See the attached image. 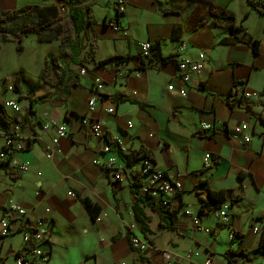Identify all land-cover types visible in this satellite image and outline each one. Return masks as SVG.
Returning <instances> with one entry per match:
<instances>
[{
	"label": "crops",
	"instance_id": "1",
	"mask_svg": "<svg viewBox=\"0 0 264 264\" xmlns=\"http://www.w3.org/2000/svg\"><path fill=\"white\" fill-rule=\"evenodd\" d=\"M115 2L83 0L80 5L92 22L85 34L89 45L86 48L84 44L80 54L85 52L80 71L85 69L86 74L79 71L73 83L68 75L61 93V89L53 90L48 100L36 94L29 101L28 112L13 116L17 121L9 130L22 134L24 149L0 161V217L6 214L7 201L13 199L30 219H46L49 238L40 247L50 254L47 264L53 262L58 241L59 205L81 211L85 219L82 231L92 233L86 238L88 249L80 257L81 264H165L161 252L173 255L171 264H205L207 260L228 264L225 254L229 249L255 251L264 232V16L251 8L248 0H127L126 11L120 15ZM42 3L0 0V14L27 5L43 8ZM211 8L236 16L234 35L243 43L232 41L224 23L213 25ZM255 19L261 23L260 34L252 29ZM114 22L128 35L115 32L111 27ZM254 41L260 42L257 54ZM141 42H150L154 48L144 63L138 59ZM201 53L205 55L204 69L184 83L178 60L184 55L196 60ZM110 58L114 60L100 65ZM163 58L168 60L163 62ZM120 72L124 77L118 76ZM96 78L104 82V89L89 117L104 124L108 137L122 140L125 154L147 150L156 168L183 186L182 197L168 209L169 228L162 226L156 211L141 204L137 207L147 218L146 233L135 217L130 186L131 172L138 163L126 168L127 178L121 182L94 164L104 160L102 146L82 127L81 117L95 96ZM234 87L241 107L227 102ZM181 90L186 91L185 97L179 94ZM244 93L254 96L244 99ZM109 109L114 113L108 114ZM51 121L66 125L69 137L60 140L59 153L49 158L48 147L56 133L54 128L44 131L43 126ZM204 123L214 125L215 132L204 133ZM241 124L249 127V143L233 136V129ZM3 149L1 134L0 151ZM207 153L216 162L211 171L204 170ZM27 162L29 171L20 173V165ZM218 191L226 192L223 206H230L228 224L216 222L213 213L218 209L199 214L202 200ZM70 192L76 198L70 197ZM239 195L241 200L232 203ZM85 198L106 213L102 224L87 214L81 203ZM45 209H50V214L46 215ZM188 209L199 215L211 234L195 230L185 215ZM256 224L261 228L259 234L253 232ZM232 233L242 239L233 241ZM135 237L148 242L150 249L145 253L134 250L131 239ZM23 248L18 230L0 237V264H16ZM190 253L199 256L187 259ZM245 264H264V257Z\"/></svg>",
	"mask_w": 264,
	"mask_h": 264
},
{
	"label": "built area",
	"instance_id": "2",
	"mask_svg": "<svg viewBox=\"0 0 264 264\" xmlns=\"http://www.w3.org/2000/svg\"><path fill=\"white\" fill-rule=\"evenodd\" d=\"M115 5L118 9V13H124L128 5L127 0H116ZM64 12L66 7L61 8ZM115 32H121L125 36L128 35V31L121 29L116 22L111 25ZM184 48V47H183ZM139 60L141 63L147 61L152 52L153 44L150 42H141L139 44ZM205 67V55L199 54L195 60L191 56L184 55L177 62V69L179 75L184 83L190 81L192 74L200 73ZM81 75H85V69L80 71ZM124 73L120 72L119 77H124ZM95 84V96L92 97L88 103L87 114L81 117V125L86 129L90 136L101 143V154L104 156L102 161H94V164L98 165L105 171H109L112 174L113 179L116 182L126 180V168L124 162L119 157V153H125L126 149L119 137H108L104 129V124L101 121L92 120L89 115L96 109L97 102L99 100V94L103 93L104 82L96 78ZM12 90V88H9ZM179 94L183 97L186 96V91L181 90ZM254 95L250 93H244L242 98L250 99ZM4 110L7 113H11L12 116L19 115L21 107L14 100H7L2 103ZM108 114H113L114 110L109 109ZM129 127H132L131 123ZM51 128L55 129V137L48 147L47 155L52 158L55 154L59 153L60 140L69 137V131L66 125H58L54 121L43 126L44 131H48ZM201 130L206 133H214L215 126L210 124H202ZM249 127L247 124H241L233 129V136L235 138H242L245 143L251 141V137L247 134ZM4 136V149L0 151V161L5 162L9 159V155L12 153H19L24 149L23 136L19 131H10L6 133L0 126V135ZM115 149V150H114ZM115 151L117 153H115ZM215 160L210 153L204 156V170L211 171L215 167ZM30 169V163H24L20 165L19 172L27 173ZM140 176L142 179V188L140 194L149 195L156 203L163 208H170L172 203L181 198L184 192L183 186L179 180L173 179L167 173L160 171L150 160H141L136 168L131 172V182L134 181L135 176ZM230 206L224 205L213 213L216 222L222 224H228L230 220L229 215ZM50 209H45V214H50ZM185 215L191 220V223L196 231L205 234H211V230L203 226L199 215L195 214L192 210H186ZM106 216L103 213L96 220V223H101L102 217ZM20 231L22 233L23 251L20 256L16 258V264H47L50 261L49 252L44 251L40 244L46 242L49 238V232L46 227V219L43 217L30 219L27 211L19 205L15 200L9 199L6 203V214L0 217V237H8L9 235ZM255 234L261 233L259 224H256L253 228ZM231 239L237 241V235L231 234ZM131 247L139 253H145L150 249L148 242L141 238L135 237L131 239ZM161 255L165 261V264H171L173 261V255L169 252H161ZM199 256L198 254L190 253L187 255V259H191L192 256ZM205 264H212L211 260H207Z\"/></svg>",
	"mask_w": 264,
	"mask_h": 264
},
{
	"label": "trees",
	"instance_id": "3",
	"mask_svg": "<svg viewBox=\"0 0 264 264\" xmlns=\"http://www.w3.org/2000/svg\"><path fill=\"white\" fill-rule=\"evenodd\" d=\"M49 2L51 0H43ZM71 8L69 10L68 16L66 19L59 16L58 12H51L49 8H41L37 5H27L18 10L12 12H5L0 14V29L6 25L15 24L20 21H24L29 17H37L38 25L33 29L38 35L46 34L47 32L57 31L59 35H62L60 45H59V55L48 54L45 59V67L39 77L40 81H44L51 89L58 91L67 86L68 74L62 66L61 60L70 58L73 63L79 65L82 64L79 61L80 54L84 48V37L87 33L88 28L92 22L88 19V15L85 11L80 9V5L83 3V0H69ZM251 8L256 10L260 15L264 16V2H253L248 0ZM120 15V13H119ZM210 15L213 18V25L217 23H224L232 33V41L235 44H241L242 41L234 35L238 30L236 27V16L227 10H215L211 8ZM248 19V15L244 17V21ZM204 24V23H203ZM260 46L259 41L253 42V51L255 54L258 53ZM22 48H18V52H21ZM156 56V55H155ZM139 58V57H138ZM161 58V57H160ZM114 58H110L100 62V65L107 64L113 61ZM163 62H166L168 59H161ZM238 91L235 87L232 89L229 99L227 100L228 104L231 107H241L243 106L242 102L236 100ZM33 106V103H30ZM248 109V107H247ZM17 121L16 117L10 116L4 110L2 104H0V126L4 132L9 133V127L11 124ZM121 160L125 164V168L133 167L141 160H150L154 162L152 155L145 149L141 148L140 150L125 154L120 152ZM142 179L140 176H135L134 181L131 183L130 191L135 199V217L142 224L144 233L147 232L145 227L147 218L142 214V211L138 209V204L149 207L150 209L156 211L161 217L162 226L169 228L167 220L169 219L170 212L169 208H163L159 206L155 200H153L149 195L140 194V189L142 188ZM241 200L239 195L232 203H236ZM227 201L226 192H210L207 198V201L202 200V206L200 208L199 214L204 212L213 211L221 208L223 204ZM81 203L84 206L89 217L96 222L99 216L102 214L101 209L92 203L89 199H81ZM262 240L258 249L253 252H245L240 249H229L225 257L228 261V264H245L253 262L260 256L264 257V232L262 233ZM239 240L242 239L240 235H237ZM20 254L17 255L19 257Z\"/></svg>",
	"mask_w": 264,
	"mask_h": 264
},
{
	"label": "rangeland",
	"instance_id": "4",
	"mask_svg": "<svg viewBox=\"0 0 264 264\" xmlns=\"http://www.w3.org/2000/svg\"><path fill=\"white\" fill-rule=\"evenodd\" d=\"M43 8L51 9V12H58L59 16L67 18L71 4L69 0L43 1ZM62 7H66L63 12ZM39 18L29 17L24 21L4 26L0 29V104L7 100L16 101L21 107L20 116L28 112L29 101L35 98L36 94L42 95L45 100L53 97L51 89L44 81L40 82L39 77L45 67V59L48 54L59 55V45L62 35L57 31L47 32L38 35L33 29L38 25ZM252 29L255 34H260L261 23L258 19L253 20ZM87 46V38H84ZM21 47V52L18 48ZM85 53V52H84ZM84 53L78 59H83ZM63 68L68 72L71 83L78 78L81 66L73 63L70 58L61 60ZM71 83L69 87L72 86ZM12 88L10 90L9 88ZM37 91V92H35ZM63 89L59 91L61 93ZM69 196L76 198L72 192ZM106 215V213H103ZM107 216V215H106ZM106 216H101L102 222ZM85 219L81 211L72 206L59 205L58 226L55 231L57 238L53 251L52 264H81V255L87 251V236L82 229ZM91 228V226H88ZM89 231V230H88ZM100 231H97L99 234Z\"/></svg>",
	"mask_w": 264,
	"mask_h": 264
}]
</instances>
